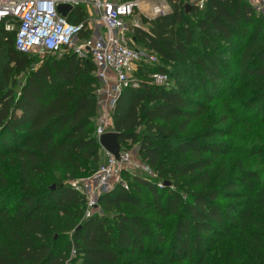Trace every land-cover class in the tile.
<instances>
[{
  "label": "trees",
  "instance_id": "obj_1",
  "mask_svg": "<svg viewBox=\"0 0 264 264\" xmlns=\"http://www.w3.org/2000/svg\"><path fill=\"white\" fill-rule=\"evenodd\" d=\"M177 5L163 17H140V24L148 28L130 27L131 43L156 55L158 62L149 74H165L168 79L161 62L183 63L192 37L181 27V16L196 14L200 52L194 63L202 100L186 95L181 83L155 87L149 79L121 91L110 130L119 134V146L127 141L137 145L138 160L158 182L144 175L128 179L122 172L127 188L115 185L101 195L99 212L88 218L83 216V196L69 184L57 182L53 189L47 184L49 170L60 171L63 180L72 182L103 155L94 132L97 83L91 61L73 54L43 55L36 56L39 64L32 67L29 55L15 50L14 33L0 24V160L15 167L18 180L16 203L0 210V264H115L122 257L148 254L164 264H202L220 236L243 218L233 205L217 203L243 182L207 187L208 168L230 149L208 139L229 137V128L209 130L202 138L186 132L204 112L202 104L224 93L235 69L245 88L254 92L247 108L260 107L264 112V21L247 0H207L201 11L189 6L185 12L184 5ZM76 14L72 23L82 15ZM233 52L235 69L220 57ZM16 77L23 82L16 85ZM226 122L225 115L217 120ZM160 136L174 141L164 148L189 157L183 162L162 158L155 145L161 143ZM184 179L185 187H199L184 189L185 200L179 193ZM4 186L0 177V196ZM51 213L75 228L64 245L45 220ZM172 216L175 222L169 234L164 232V221ZM249 243L254 249L262 246L258 241Z\"/></svg>",
  "mask_w": 264,
  "mask_h": 264
},
{
  "label": "rangeland",
  "instance_id": "obj_2",
  "mask_svg": "<svg viewBox=\"0 0 264 264\" xmlns=\"http://www.w3.org/2000/svg\"><path fill=\"white\" fill-rule=\"evenodd\" d=\"M159 0H142L140 10L135 11L132 19H140L144 17L151 20L148 12V4L158 2ZM169 7V12L172 7L180 8V5H185L189 0H177L172 2L165 0ZM196 14H186L181 16V27L186 28L191 33L192 45L186 49V57L183 63L169 64L162 63L168 75V86H175L176 83H181L186 88L185 94L195 96L199 101L202 100V94L197 89V78L199 71L194 63L195 56L200 52L198 45V33L196 31ZM143 28H148L143 26ZM180 27H178L179 29ZM133 48L138 46L131 45ZM70 54L71 51H68ZM57 58L60 55H56ZM220 57L225 62H230V67L234 69L237 67V55L235 52L221 54ZM32 62V67L38 65L39 59L33 55H29ZM142 68L138 74L133 76V81L146 80L149 77L148 69L155 65L141 63ZM233 69V70H234ZM237 72V69H235ZM232 75L229 73L228 83L224 88V93L215 101L202 104L203 113L192 123L187 129L186 136L203 137L209 130L226 129L229 128V137H212L208 142H222L230 147L229 152L222 154L215 159L212 165L208 168L209 183L207 187L222 188L228 182L240 184L230 192L228 199H220L218 204H231L235 207L237 212L243 215V218L236 219L235 225L231 226L226 234L221 235L220 238L213 244L211 251L206 255L202 264H264V112L260 107L252 109L247 108L246 101L254 92L245 88V81L238 73ZM16 85L23 82V79L16 77ZM227 116L226 124H217V120L222 116ZM95 125V118H94ZM182 137L178 135L176 138ZM159 138V137H158ZM160 144H155L161 153L162 158H170L171 160H178L183 162L189 155H178L170 152L169 149L164 148L167 144H174V141L161 137ZM134 143H130V147H136ZM104 155H101L98 163L91 169L82 172L74 181H78L93 172L97 165L103 163ZM139 173L128 174V179ZM0 177L4 180L5 186L3 195L0 196V210L13 207L16 203L15 192L18 189L17 172L14 166L9 164L6 160H0ZM145 177V176H143ZM48 187L54 183L60 182L69 184L71 182L63 180L60 171L49 170ZM148 178V177H146ZM156 180L155 178H148ZM158 182V180H156ZM125 185L127 182L124 181ZM187 179L181 180L179 193L182 199H186L187 190H196L199 187L191 188L185 187ZM159 190L160 188L157 187ZM99 212L98 209L96 213ZM54 228V233L58 234L61 239V245L68 241L73 232V225L68 219L58 214H49L45 217ZM164 232H169L170 227H173L175 217H168L165 219ZM3 233L0 230V242L2 241ZM258 241L262 245L258 249L253 248V244L249 241ZM71 256V255H70ZM165 261L150 254L148 255H134L126 256L117 260L115 264H164Z\"/></svg>",
  "mask_w": 264,
  "mask_h": 264
},
{
  "label": "built area",
  "instance_id": "obj_3",
  "mask_svg": "<svg viewBox=\"0 0 264 264\" xmlns=\"http://www.w3.org/2000/svg\"><path fill=\"white\" fill-rule=\"evenodd\" d=\"M207 0H189L185 5L203 10ZM264 21V0H247ZM142 0H0V24L6 32H13V45L19 53L35 56L70 54L88 57L97 83L93 94L96 103L95 136L111 132L110 122L115 101L122 90L136 86L132 82L141 63L154 65L156 55L133 48L130 27L143 28L138 19H132L140 10ZM59 5L69 10L61 16ZM184 5V6H185ZM78 11V12H77ZM150 19L169 13L165 0L148 4ZM82 14L77 23L71 21ZM144 29V28H143ZM150 84L167 86L165 74L150 73ZM120 146L118 160L103 152L104 160L98 168L70 187L84 198V218L97 210L98 198L115 185L126 189L121 174L139 173L154 178V173L142 164L137 148L130 141ZM161 188V186H158ZM71 257L74 252H70Z\"/></svg>",
  "mask_w": 264,
  "mask_h": 264
},
{
  "label": "water",
  "instance_id": "obj_4",
  "mask_svg": "<svg viewBox=\"0 0 264 264\" xmlns=\"http://www.w3.org/2000/svg\"><path fill=\"white\" fill-rule=\"evenodd\" d=\"M188 9H189V6L185 5L184 6L185 12H187ZM68 10H69V7L66 5H59L57 7V12L61 16H63ZM118 138H119V134H117L116 132H107V133L100 135L97 138V142H98L100 149L104 153L112 156L115 160H118V153H119V148H120L119 143H118ZM53 188L54 186L51 185L49 189H53Z\"/></svg>",
  "mask_w": 264,
  "mask_h": 264
}]
</instances>
